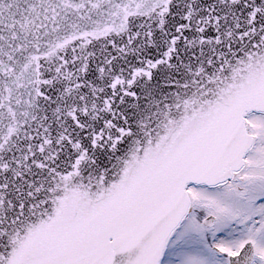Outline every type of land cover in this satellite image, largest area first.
Returning a JSON list of instances; mask_svg holds the SVG:
<instances>
[{"label":"snow or ice","instance_id":"snow-or-ice-1","mask_svg":"<svg viewBox=\"0 0 264 264\" xmlns=\"http://www.w3.org/2000/svg\"><path fill=\"white\" fill-rule=\"evenodd\" d=\"M0 264H264V0H0Z\"/></svg>","mask_w":264,"mask_h":264}]
</instances>
